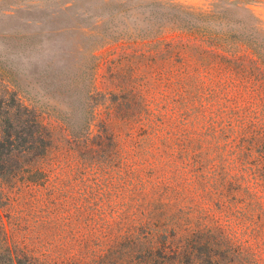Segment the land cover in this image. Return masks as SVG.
<instances>
[{
    "label": "rangeland",
    "instance_id": "1",
    "mask_svg": "<svg viewBox=\"0 0 264 264\" xmlns=\"http://www.w3.org/2000/svg\"><path fill=\"white\" fill-rule=\"evenodd\" d=\"M103 1L120 0H74L34 22L31 29L72 27L29 55L16 54L23 30L0 14V97L17 92L52 137L41 186L0 182L10 241L39 260L60 261L89 256L98 239L107 246L141 222L140 229L177 226L187 244L194 235L222 238L264 264L263 66L242 45L185 47L193 40L176 30L156 40L105 31L102 16H88ZM157 1L198 11L229 7L264 35V0ZM60 67H78L77 79L90 86L89 133L104 128L109 137L101 165L40 107Z\"/></svg>",
    "mask_w": 264,
    "mask_h": 264
},
{
    "label": "trees",
    "instance_id": "2",
    "mask_svg": "<svg viewBox=\"0 0 264 264\" xmlns=\"http://www.w3.org/2000/svg\"><path fill=\"white\" fill-rule=\"evenodd\" d=\"M0 2L6 3L0 14L12 19L13 27L23 30L19 36L24 41L17 46L22 51L16 54L29 55L43 50L55 43L56 37L62 36L64 30L72 27L61 23L53 27L30 28L34 22L41 23L42 18L51 15L59 6L65 7L74 0ZM228 8L198 11L178 3L162 4L157 0L134 3L120 0L103 1L97 8H91L88 16H102L101 29L105 31L126 29L139 39L156 40L163 32L176 30L193 40L184 44L185 47L204 44L224 51L232 45H242L264 68V35L231 16ZM236 8L242 9L240 6ZM88 9L83 8L81 13ZM75 15V18L82 19L80 14ZM9 31L5 34L8 35ZM66 69L60 67L49 76L50 81L43 89L45 103L40 107L44 113L59 120L68 136L81 143L82 151L89 153L101 165L109 137H106L104 128L96 134L89 133L88 98L93 96L90 86L87 88L82 79H77L80 75L78 67L73 71ZM4 73L17 89L13 73L10 70ZM16 93L9 92L7 96L0 97V182L9 185L10 189L23 183L41 186L49 172L45 160L51 151V132L34 110L19 101ZM110 138L112 141V136ZM138 223L139 226L127 228L119 240L112 238L107 246L106 241L98 239L89 256L46 262L10 241L0 219V264H256L251 254L250 257L244 256L238 247L222 238L194 235L187 244L177 226L140 229L142 225Z\"/></svg>",
    "mask_w": 264,
    "mask_h": 264
}]
</instances>
